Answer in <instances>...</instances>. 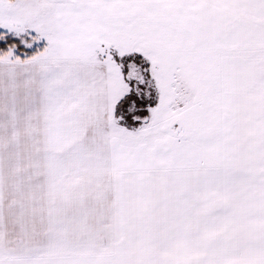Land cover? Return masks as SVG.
Here are the masks:
<instances>
[{
	"label": "snow or ice",
	"instance_id": "6c2138e0",
	"mask_svg": "<svg viewBox=\"0 0 264 264\" xmlns=\"http://www.w3.org/2000/svg\"><path fill=\"white\" fill-rule=\"evenodd\" d=\"M0 264H264V0H0Z\"/></svg>",
	"mask_w": 264,
	"mask_h": 264
}]
</instances>
